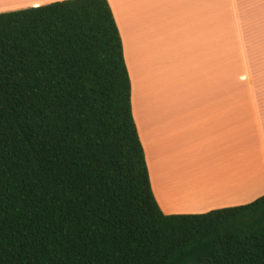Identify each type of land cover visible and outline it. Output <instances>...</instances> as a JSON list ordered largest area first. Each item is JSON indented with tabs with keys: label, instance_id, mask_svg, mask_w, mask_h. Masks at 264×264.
Listing matches in <instances>:
<instances>
[{
	"label": "trees",
	"instance_id": "16d2710c",
	"mask_svg": "<svg viewBox=\"0 0 264 264\" xmlns=\"http://www.w3.org/2000/svg\"><path fill=\"white\" fill-rule=\"evenodd\" d=\"M108 0L0 14V264H264V196L165 215Z\"/></svg>",
	"mask_w": 264,
	"mask_h": 264
},
{
	"label": "crops",
	"instance_id": "0c3cea01",
	"mask_svg": "<svg viewBox=\"0 0 264 264\" xmlns=\"http://www.w3.org/2000/svg\"><path fill=\"white\" fill-rule=\"evenodd\" d=\"M63 1L0 0V14ZM108 2L162 212L206 214L264 196V0Z\"/></svg>",
	"mask_w": 264,
	"mask_h": 264
},
{
	"label": "rangeland",
	"instance_id": "374dc122",
	"mask_svg": "<svg viewBox=\"0 0 264 264\" xmlns=\"http://www.w3.org/2000/svg\"><path fill=\"white\" fill-rule=\"evenodd\" d=\"M236 67H237V69H241V68L243 67V62H242V61H237V62H236ZM173 187H174V186H173ZM170 190L175 191V193L177 194V191H178V190L170 189V188H169V190H167V194L170 192ZM262 197H263V196H262Z\"/></svg>",
	"mask_w": 264,
	"mask_h": 264
},
{
	"label": "bare ground",
	"instance_id": "6f19581e",
	"mask_svg": "<svg viewBox=\"0 0 264 264\" xmlns=\"http://www.w3.org/2000/svg\"><path fill=\"white\" fill-rule=\"evenodd\" d=\"M172 196H174L173 194H172ZM176 196V195H175ZM175 199H176V197H175Z\"/></svg>",
	"mask_w": 264,
	"mask_h": 264
},
{
	"label": "snow or ice",
	"instance_id": "6c2138e0",
	"mask_svg": "<svg viewBox=\"0 0 264 264\" xmlns=\"http://www.w3.org/2000/svg\"><path fill=\"white\" fill-rule=\"evenodd\" d=\"M36 7H39V5H36Z\"/></svg>",
	"mask_w": 264,
	"mask_h": 264
}]
</instances>
